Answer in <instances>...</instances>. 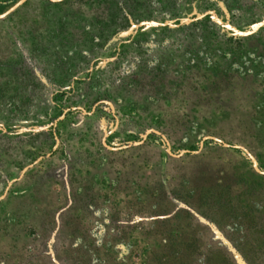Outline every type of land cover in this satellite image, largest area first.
<instances>
[{"label":"rangeland","instance_id":"374dc122","mask_svg":"<svg viewBox=\"0 0 264 264\" xmlns=\"http://www.w3.org/2000/svg\"><path fill=\"white\" fill-rule=\"evenodd\" d=\"M262 172L264 0L0 18V264H264Z\"/></svg>","mask_w":264,"mask_h":264},{"label":"water","instance_id":"95a60500","mask_svg":"<svg viewBox=\"0 0 264 264\" xmlns=\"http://www.w3.org/2000/svg\"><path fill=\"white\" fill-rule=\"evenodd\" d=\"M26 0H19L16 4H14L13 6H11L6 12L0 14V18L4 17L6 14L12 12L13 10H15L16 8H18L20 5H22ZM50 2H58V1H61V0H49ZM219 141V140H218ZM253 159V158H252ZM253 162H254V167H255V170L259 173H261V171L259 170V168L257 167V163L256 161L253 159ZM264 173V172H262Z\"/></svg>","mask_w":264,"mask_h":264},{"label":"crops","instance_id":"0c3cea01","mask_svg":"<svg viewBox=\"0 0 264 264\" xmlns=\"http://www.w3.org/2000/svg\"><path fill=\"white\" fill-rule=\"evenodd\" d=\"M254 221L255 222H251L252 225L251 224L248 225V224H244V223L240 222L238 224V226H236V227L233 226L232 228H261V226L263 225V218L257 217ZM258 226H260V227H258ZM226 228H228V227H226Z\"/></svg>","mask_w":264,"mask_h":264}]
</instances>
